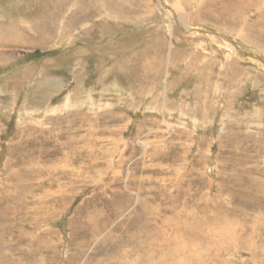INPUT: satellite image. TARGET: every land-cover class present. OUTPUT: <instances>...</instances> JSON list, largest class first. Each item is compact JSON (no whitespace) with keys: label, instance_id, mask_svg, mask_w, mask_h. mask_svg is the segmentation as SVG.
Listing matches in <instances>:
<instances>
[{"label":"rangeland","instance_id":"rangeland-1","mask_svg":"<svg viewBox=\"0 0 264 264\" xmlns=\"http://www.w3.org/2000/svg\"><path fill=\"white\" fill-rule=\"evenodd\" d=\"M263 13L0 0V264H264Z\"/></svg>","mask_w":264,"mask_h":264},{"label":"bare ground","instance_id":"bare-ground-1","mask_svg":"<svg viewBox=\"0 0 264 264\" xmlns=\"http://www.w3.org/2000/svg\"><path fill=\"white\" fill-rule=\"evenodd\" d=\"M230 1H231V0H230ZM226 3H228V2H226ZM259 13H260V12H259ZM261 14H262V12H261ZM263 14H264V13H263ZM263 22H264V21H263ZM236 47L239 49L238 46H236ZM240 49H241V48H240ZM243 52H244V51H243ZM245 54H247V53L245 52ZM234 179H235V178H234ZM234 179H233V180H234ZM257 190H258V189H257ZM258 192H259V191H258ZM246 195H247V194H246ZM5 198H6V197H5ZM200 212H201V211H200ZM189 215H190V214H189ZM201 216H202V215H201ZM207 217H208V216H207ZM211 217H212V216H211ZM184 218H185V217H184ZM217 218H218V217H217ZM217 218H216V221H217ZM204 219H205V218H204ZM204 219H203V220H204ZM219 219H220V217H219ZM213 221H215V220L213 219ZM219 221H220V220H219ZM176 222H177V221H176ZM177 223H178V222H177ZM214 223H215V222H214ZM190 224H191V223H190ZM200 224H201V222H200ZM200 224H199V225H200ZM196 225H197V224H196ZM201 225H202V224H201ZM213 225H214V224H213ZM198 228H199V227H198ZM210 228H213V227L210 226ZM218 228H219V227H218ZM191 229H192V228H191ZM95 232H96V230H95ZM189 233H190V232H189ZM202 234H203V233H202ZM183 235H184V234H183ZM186 239H188V238H186ZM190 239H191V238H190Z\"/></svg>","mask_w":264,"mask_h":264}]
</instances>
